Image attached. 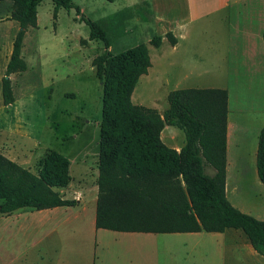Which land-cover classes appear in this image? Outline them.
<instances>
[{"label": "rangeland", "instance_id": "1", "mask_svg": "<svg viewBox=\"0 0 264 264\" xmlns=\"http://www.w3.org/2000/svg\"><path fill=\"white\" fill-rule=\"evenodd\" d=\"M176 1L177 8L173 9V14L181 16L186 3L185 0ZM74 2L81 9L79 15L77 7L69 10L61 7L57 18L54 17L55 5L52 0H44L39 4L38 25L29 27L24 38L22 53L28 63V70L11 75L16 97L11 105H4L1 81L5 76L4 55H0V152L23 162L22 166H26L30 172L38 174L41 161L50 150H55L66 156H78L71 173L79 188L87 191L95 187L93 185L98 176L97 156L95 158L90 154L85 158L84 154L85 146L86 149L95 151L100 141L103 84L96 74L93 61L105 51V45L101 40L89 39L90 28L81 19L83 14L103 25L110 38V50L114 54L142 43L148 46L153 66L151 64L150 74L141 81L139 79L134 89L132 100L135 104L155 108L162 114L170 106V92L178 88H222L229 85L233 97L241 94L234 75L227 80L226 74H223V71L232 69V65H227V56L235 63L243 57L237 40L232 39L228 32L229 29H237L240 23L239 26H243L246 13L251 9L258 8L264 13V0H245L239 3L231 0V7H224L217 13L192 21H183L177 31L175 46L170 42L172 37L177 39L175 31L161 27L156 36L162 40L165 37L166 40L158 47L151 46V42L149 45L147 41L151 34V29L148 28L151 23L147 22V26L143 19L139 21L135 8L126 17L127 13L121 11L123 0ZM204 4L212 7L210 0H206ZM12 9V0L0 2V27H7L5 42L13 46L14 33L20 27L16 20L14 24L7 21ZM235 65L234 70L237 69ZM254 96L257 97L256 101H264V93ZM242 98L247 104L249 99ZM249 106L247 104V110L238 113V116L252 128L263 127L264 111H257ZM233 111L231 118L237 113L236 107ZM163 139L169 145H174L184 142L186 135L177 126L166 125ZM249 147L247 145L243 149L248 153ZM80 157H84L86 162ZM210 167L212 168L206 165L208 173ZM237 182L241 206L245 211L251 212L248 214L256 216L254 214L258 213L255 210L264 204V186H259L258 182H261L258 176L253 175L238 178ZM233 186L231 179L230 188ZM263 218L258 219L264 220ZM12 219L11 234L6 233L0 240V264H22L23 257L18 260L14 256L28 246L19 234L16 218ZM3 223L5 224L4 218L1 217L2 227ZM236 230L247 237L241 229L230 228L229 231ZM185 235L187 234L178 236L171 233L164 236L169 241H160L159 255L158 258L155 257L157 264H221L206 251L210 250L215 237L205 234L208 235L206 239H191ZM37 238L33 233V246ZM206 246L209 248H205ZM39 248L38 245L30 250L24 264L50 263L46 257L41 256ZM77 253V250H69L68 255L76 258ZM223 262L222 264H264V257L225 254Z\"/></svg>", "mask_w": 264, "mask_h": 264}, {"label": "trees", "instance_id": "2", "mask_svg": "<svg viewBox=\"0 0 264 264\" xmlns=\"http://www.w3.org/2000/svg\"><path fill=\"white\" fill-rule=\"evenodd\" d=\"M42 1L12 0L9 17L18 21L20 29L2 79L4 105L16 100L11 75L28 70L22 53L24 38L29 27L38 25ZM52 1L55 18L61 7H77L81 13L74 0ZM81 19L89 25V39L105 45L93 61L103 84L96 226L153 233L241 229L264 257V220L234 206L226 194L228 91L215 87L173 90L163 114L135 104L134 89L152 64L148 46L142 43L114 54L103 25L84 14ZM170 42L176 44L177 39L172 37ZM151 43L158 47L162 38L155 36ZM166 125L185 132L180 151L162 140ZM70 165L67 157L50 150L40 172L34 174L0 152V213L75 205L76 199L64 198L55 190L70 184ZM206 165L215 168L213 175L207 173ZM257 167L264 184V129L259 135Z\"/></svg>", "mask_w": 264, "mask_h": 264}, {"label": "crops", "instance_id": "3", "mask_svg": "<svg viewBox=\"0 0 264 264\" xmlns=\"http://www.w3.org/2000/svg\"><path fill=\"white\" fill-rule=\"evenodd\" d=\"M115 1L112 0V2ZM210 1L212 2V7L209 8L204 4L206 0H185L186 8L184 14L181 16L173 14V11L177 8L176 0H123L124 4L121 11L126 12V17H128L133 11V8H135L138 11L136 17L139 21L143 19L145 24L147 22L151 23L154 29L146 24L151 29V34L147 39L149 45H151L152 38L160 33L161 27L169 31H175L177 38V31L183 21H192L210 13H217L222 8H228L232 5L231 0ZM233 1L235 3H239V1L245 2V0ZM246 14L244 25L239 26L240 23L237 29H229L228 32L232 39L237 40L239 49L243 52V57L235 63L230 61V57L227 56V65H232V69L223 71V74H226L227 80L230 79L231 75H234V81L237 82V89L239 90L238 92H241V94L236 96V99L232 96L229 85L222 88L226 89L229 93L226 194L234 206L243 212L251 213L250 211H245L243 206H241L242 203L238 200L239 187L237 179L253 175L255 177L258 176L260 180L257 167V151L259 135L264 129V126L261 128H252L248 122L238 116V113L245 112L247 110V107H245L247 104L250 105L249 108L253 107L257 111H264V101H256L255 98L257 97L254 96L264 93V13L261 12V9L256 8L251 9ZM9 16L7 17V21L10 24H14L15 20L10 19ZM6 29L7 27H0V55H4V75L13 51L12 44L5 42ZM16 34L14 33L13 36V44ZM165 40V37H163L162 43ZM234 65L237 67L236 70L233 69ZM152 66L149 68L148 73L141 76L140 81L150 74ZM242 97L249 99L247 104L244 103ZM138 105L142 104L139 103ZM233 105L234 108L236 107L237 113L231 118V113L234 112ZM161 137L164 141L163 131ZM166 144L180 151L185 141L178 142V144L174 145ZM247 145L250 146L248 153L243 149ZM86 147L84 157L88 158L92 154L95 158L97 156L99 162V144L95 151L86 149ZM4 155L18 164L23 165V162H19L5 152ZM64 156L71 163V182L67 187L55 188V190L59 191L64 198L76 199L77 203L71 206H56L41 210L22 208L9 214L0 213V219L3 217L5 222V224L3 223V227L0 224V240L6 233L11 234L12 218H16L15 223L18 227L19 234L28 243V246H25L24 250L14 257L18 260H21L23 257L22 264H24L27 262V257L32 249L39 245L40 248L38 251L41 256L43 255L42 257L48 259L49 264H157L155 257L158 258L159 255L160 241H169V238L164 236L171 233H165L163 237H159L162 233L126 232L98 228L96 226L99 193L97 179L93 185L95 187L92 190L87 189V191H84L79 188L71 173L73 164L78 161V156ZM84 157L80 158L86 162ZM214 173L215 168L210 167L209 174L213 175ZM231 179H233V188H230ZM260 182H258V185L264 186L261 180ZM68 196H72V198ZM255 211L258 213L254 214L256 215L255 217H264V204L260 205ZM229 230L230 228L224 232L199 231L177 232L172 234H178V236L179 234H187L185 236L191 239H206L208 235L205 234H210V236L215 237L210 250H205L210 253L216 262L219 261L221 264L224 263L225 254L231 256H239V254H248L252 257L262 256L242 233L237 230ZM15 233L17 234L16 231ZM33 233L38 237L34 246L33 243L31 244ZM205 248H209V246ZM69 250H77L78 256L73 258L71 255H68Z\"/></svg>", "mask_w": 264, "mask_h": 264}]
</instances>
